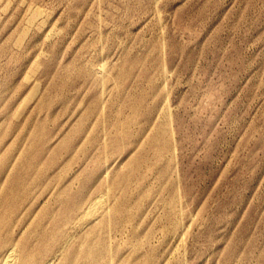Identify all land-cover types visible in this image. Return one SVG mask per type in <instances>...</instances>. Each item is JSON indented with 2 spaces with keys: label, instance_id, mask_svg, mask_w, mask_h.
<instances>
[{
  "label": "rangeland",
  "instance_id": "374dc122",
  "mask_svg": "<svg viewBox=\"0 0 264 264\" xmlns=\"http://www.w3.org/2000/svg\"><path fill=\"white\" fill-rule=\"evenodd\" d=\"M264 264V0H0V257Z\"/></svg>",
  "mask_w": 264,
  "mask_h": 264
},
{
  "label": "bare ground",
  "instance_id": "6f19581e",
  "mask_svg": "<svg viewBox=\"0 0 264 264\" xmlns=\"http://www.w3.org/2000/svg\"><path fill=\"white\" fill-rule=\"evenodd\" d=\"M16 256H17V253H16L15 246H12L6 251V253H3V255H1L0 264H18Z\"/></svg>",
  "mask_w": 264,
  "mask_h": 264
}]
</instances>
